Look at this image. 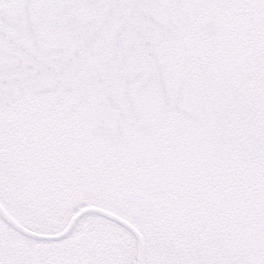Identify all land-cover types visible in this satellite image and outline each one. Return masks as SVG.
I'll return each mask as SVG.
<instances>
[{"label": "snow or ice", "instance_id": "6c2138e0", "mask_svg": "<svg viewBox=\"0 0 264 264\" xmlns=\"http://www.w3.org/2000/svg\"><path fill=\"white\" fill-rule=\"evenodd\" d=\"M0 264H264V0H0Z\"/></svg>", "mask_w": 264, "mask_h": 264}]
</instances>
